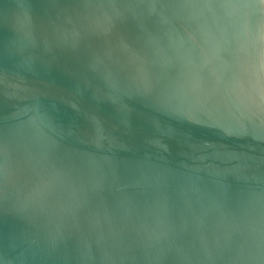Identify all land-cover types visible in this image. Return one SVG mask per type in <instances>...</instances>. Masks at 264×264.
<instances>
[{"label": "water", "instance_id": "95a60500", "mask_svg": "<svg viewBox=\"0 0 264 264\" xmlns=\"http://www.w3.org/2000/svg\"><path fill=\"white\" fill-rule=\"evenodd\" d=\"M0 264H264V0H0Z\"/></svg>", "mask_w": 264, "mask_h": 264}]
</instances>
